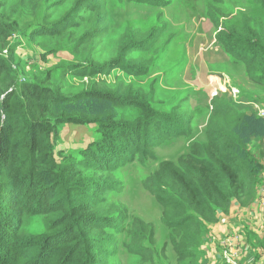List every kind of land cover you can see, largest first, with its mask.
Wrapping results in <instances>:
<instances>
[{"label": "trees", "instance_id": "trees-1", "mask_svg": "<svg viewBox=\"0 0 264 264\" xmlns=\"http://www.w3.org/2000/svg\"><path fill=\"white\" fill-rule=\"evenodd\" d=\"M253 2L264 9V0ZM80 3L90 11L103 9L93 2L77 0V6ZM208 14L219 46L245 65L251 83L264 86L263 20L244 14L236 22L221 23L223 13L212 12L210 6ZM65 20L61 17L53 28H36L31 38L62 33L65 30L54 27L61 28ZM12 26L15 20L5 22L0 15V48L7 44ZM101 33H106L105 27ZM94 40L96 34L87 31L73 42L86 46ZM123 61L124 54L104 65L126 69L131 75L141 73L127 69ZM86 63L89 75L97 73L99 63L91 52ZM49 83L46 76L42 85L26 83L18 88L6 61L0 59V264H109L126 233L132 236V242L124 244L126 249L153 261L158 254L154 228L109 198L123 190L112 173L137 159L147 164L156 158V146L182 136L191 138L189 153L178 162L162 161L143 183L162 207L179 264L187 260L195 264L202 235L217 220L219 210H229L233 200L243 204L252 200L264 155L260 148L256 157L252 146L255 138L264 137L263 117L241 113L216 97L211 101L205 141L198 142L192 139L195 110L187 114L178 107L170 112L159 109L153 91L150 95L129 85L123 93L121 87L92 80L86 89L64 95L61 86ZM112 104L135 105L139 113L133 120L117 119ZM62 123H97L102 139L86 149L80 162L70 161L63 153L56 154ZM33 216L42 217L43 232L28 230ZM128 221L131 229L118 230L117 223ZM107 228L115 235L107 236Z\"/></svg>", "mask_w": 264, "mask_h": 264}, {"label": "rangeland", "instance_id": "rangeland-1", "mask_svg": "<svg viewBox=\"0 0 264 264\" xmlns=\"http://www.w3.org/2000/svg\"><path fill=\"white\" fill-rule=\"evenodd\" d=\"M85 1L93 2L96 6L102 5L103 9L90 11L84 8L82 3L77 6V0H0L2 20H15L16 24L12 26L13 30L8 28L10 31L6 39L7 44L1 45L0 59L6 61L9 72L15 76L17 87L20 88L26 83L42 85L44 78L49 76V86H61L64 95L86 89L92 80H104L112 88L121 87L123 93L129 85L135 90L143 89L150 95L153 91L155 105L159 109L165 108L170 112L173 107H178L179 111H186L187 114L195 110L192 125L196 129L192 139L204 142L205 136L198 126L206 120L211 108L204 98L203 103L202 99L192 101L191 90L181 89L178 80L174 78L183 64V58L180 56H184L182 51L174 49V46H182L177 42V37L183 30L195 24L215 28L208 14L209 6L212 12L223 13L221 23L236 22L244 14L256 15L264 22V9L253 0H155L160 6H153L145 2L146 0ZM104 14L107 15L106 21L103 19ZM63 16L66 20L60 25L61 28L57 25L54 28L65 31L56 35L42 34L31 38L36 28L46 26L49 29ZM103 27L106 33L102 34ZM138 27L140 30L136 32ZM87 31L94 32L96 40L90 41L86 46H77L73 39H79ZM142 41L143 45H140ZM130 43V47L124 49ZM215 44L218 52L214 48L210 49L216 64L213 70L226 71V76H221L224 81L227 80L225 85L231 84L241 93L248 91L257 94L256 101L264 102V86L253 85L248 80L245 65L234 63V57L229 55L230 58L222 51L223 48L217 40ZM89 52L99 63L97 73L91 75L86 65ZM122 54L125 60L123 64L127 69L141 71L140 74H128V70L120 67H105L106 61L116 59ZM84 72L87 75H84ZM110 109L117 119L133 120L139 113L135 105L112 104ZM240 112L259 116L254 110L252 113L243 110ZM59 126L62 127L60 140L56 144V154L63 153L70 161L80 162L85 157L86 149L102 139L97 123H62ZM49 136L52 138L51 131ZM263 138L257 137L253 141V154L256 157H259L260 148L263 147ZM190 141L191 138L182 136L173 142L162 143L155 147L156 158L147 164H142L137 159L133 163L121 165L112 173L115 179L123 184V190L119 193L113 192L109 198L129 208L130 215L152 224L155 231L154 247L158 254L150 261L129 252L124 244L131 243L132 236L129 234L128 237L126 233L120 239L122 242L119 252L110 258L109 264H179L174 247L169 241L170 229L162 220V207L145 189L143 183L162 161L178 162L181 155L189 153ZM88 173L94 181L96 178L93 172ZM116 225L119 226L118 230L128 231L132 228L130 221L122 226L121 223ZM28 230L43 232L42 217H31ZM115 232L110 228L106 231L109 237ZM184 264L191 263L187 260Z\"/></svg>", "mask_w": 264, "mask_h": 264}, {"label": "crops", "instance_id": "crops-1", "mask_svg": "<svg viewBox=\"0 0 264 264\" xmlns=\"http://www.w3.org/2000/svg\"><path fill=\"white\" fill-rule=\"evenodd\" d=\"M215 36L214 27L195 24V26L183 30L177 37V42L182 46H174V49L182 51L184 55L180 56L183 58V64L174 75V78L178 80L179 87L191 90L192 101L202 99L201 103H203L204 98L209 106L212 101L211 91L213 88L224 89L227 81L221 77L226 76V71L223 68L221 69L225 72L213 70L216 64H214L215 60L210 49L214 48L217 52L219 50L215 44ZM233 62L236 63L234 60ZM218 99L247 113H251L254 104L264 103L256 101L257 94L248 91H242L240 102L237 104L231 103L227 92H221ZM210 115L211 112L206 120L198 126L203 135ZM195 129L196 127L193 125V130L195 131ZM261 142H263L261 149L264 151V138ZM253 146L255 147V145ZM260 162L262 167L257 176L252 200L245 204L233 200L229 210L218 211L217 220L209 223L206 232L202 235L200 253L195 259V264H232L226 260L224 255V250L227 248L238 252L235 259L241 264H264V155L260 158ZM223 241L227 243L226 248L222 245Z\"/></svg>", "mask_w": 264, "mask_h": 264}, {"label": "built area", "instance_id": "built-area-1", "mask_svg": "<svg viewBox=\"0 0 264 264\" xmlns=\"http://www.w3.org/2000/svg\"><path fill=\"white\" fill-rule=\"evenodd\" d=\"M221 92H227L229 95V99H231V103H239L240 102V96H241V91L235 87L232 86L231 84L225 85L224 89H219V88H213V90L211 91V98L214 99L216 97H218L220 95ZM211 109H212V104L210 105ZM255 111V113H257L260 117L264 118V105L262 104H254V107L252 109V111ZM251 111V113H252ZM222 245L226 248L227 247V243L226 241L222 242ZM238 252H236L235 250H231V248H227L226 250H224V255L226 257V260L232 264H241V262H239L238 260H236V256H237Z\"/></svg>", "mask_w": 264, "mask_h": 264}]
</instances>
